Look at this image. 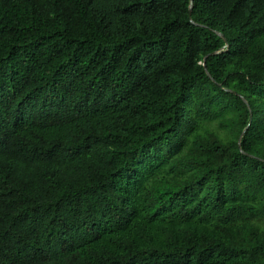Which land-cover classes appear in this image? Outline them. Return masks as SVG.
<instances>
[{"label": "trees", "instance_id": "obj_1", "mask_svg": "<svg viewBox=\"0 0 264 264\" xmlns=\"http://www.w3.org/2000/svg\"><path fill=\"white\" fill-rule=\"evenodd\" d=\"M0 264H264V0H0Z\"/></svg>", "mask_w": 264, "mask_h": 264}]
</instances>
